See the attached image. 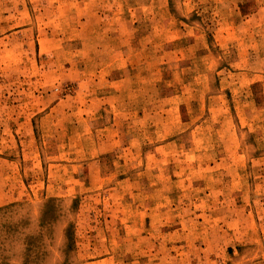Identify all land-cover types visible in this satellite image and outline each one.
I'll list each match as a JSON object with an SVG mask.
<instances>
[{
  "label": "rangeland",
  "instance_id": "rangeland-1",
  "mask_svg": "<svg viewBox=\"0 0 264 264\" xmlns=\"http://www.w3.org/2000/svg\"><path fill=\"white\" fill-rule=\"evenodd\" d=\"M0 264H264V0H0Z\"/></svg>",
  "mask_w": 264,
  "mask_h": 264
},
{
  "label": "crops",
  "instance_id": "crops-1",
  "mask_svg": "<svg viewBox=\"0 0 264 264\" xmlns=\"http://www.w3.org/2000/svg\"><path fill=\"white\" fill-rule=\"evenodd\" d=\"M122 56V54H120Z\"/></svg>",
  "mask_w": 264,
  "mask_h": 264
}]
</instances>
